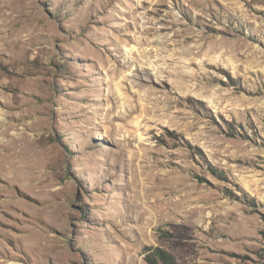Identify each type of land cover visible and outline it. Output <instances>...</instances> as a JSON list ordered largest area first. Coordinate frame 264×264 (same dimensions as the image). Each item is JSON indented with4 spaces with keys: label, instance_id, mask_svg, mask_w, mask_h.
I'll list each match as a JSON object with an SVG mask.
<instances>
[{
    "label": "rangeland",
    "instance_id": "374dc122",
    "mask_svg": "<svg viewBox=\"0 0 264 264\" xmlns=\"http://www.w3.org/2000/svg\"><path fill=\"white\" fill-rule=\"evenodd\" d=\"M264 264V0H0V264Z\"/></svg>",
    "mask_w": 264,
    "mask_h": 264
},
{
    "label": "trees",
    "instance_id": "16d2710c",
    "mask_svg": "<svg viewBox=\"0 0 264 264\" xmlns=\"http://www.w3.org/2000/svg\"><path fill=\"white\" fill-rule=\"evenodd\" d=\"M159 257H160L162 264H171V259L166 253L160 252Z\"/></svg>",
    "mask_w": 264,
    "mask_h": 264
}]
</instances>
